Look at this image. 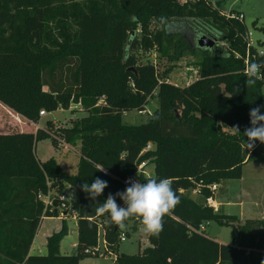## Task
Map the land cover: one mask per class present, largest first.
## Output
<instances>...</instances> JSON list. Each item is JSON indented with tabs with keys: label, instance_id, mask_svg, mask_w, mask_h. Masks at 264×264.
I'll list each match as a JSON object with an SVG mask.
<instances>
[{
	"label": "trees",
	"instance_id": "obj_1",
	"mask_svg": "<svg viewBox=\"0 0 264 264\" xmlns=\"http://www.w3.org/2000/svg\"><path fill=\"white\" fill-rule=\"evenodd\" d=\"M191 33L194 41L206 35L229 45L217 43L209 51L194 44ZM248 43L244 19L223 14L219 3L208 0H0V106L28 126L39 122L41 111L87 112L72 128H61L69 144L80 146L75 174L55 159L40 163L36 157L39 140L57 141L52 127L0 132V264H81L85 254H97L100 224L106 251L116 255L114 264H264L263 220L237 223L231 244L197 231L204 222L239 221L204 199L215 198L211 186L240 179L249 161L264 163V144L257 141L249 150L243 135L250 108L264 105V79L244 85ZM154 47L159 58L172 63L197 58L199 75L186 86L161 80L156 66L137 55ZM260 49L264 41L250 48V62L264 63ZM151 99L157 109L147 122H122L124 112L143 110ZM234 125L241 133L233 132ZM149 143L153 147L142 153ZM143 161L154 164L151 176L137 175ZM131 176L141 183L170 178L180 197L164 217L163 231L148 236L150 246L137 255L118 254L124 231L107 215L95 214L97 203L123 191V180ZM97 177L109 186L92 200L81 185ZM66 186L73 190L62 227L47 238L46 254H32L43 219L60 217L58 197ZM195 188L200 201L190 195ZM51 192L52 205L46 206L40 196ZM73 212L77 254L65 255L61 241ZM128 222L140 226L136 218Z\"/></svg>",
	"mask_w": 264,
	"mask_h": 264
},
{
	"label": "rangeland",
	"instance_id": "obj_2",
	"mask_svg": "<svg viewBox=\"0 0 264 264\" xmlns=\"http://www.w3.org/2000/svg\"><path fill=\"white\" fill-rule=\"evenodd\" d=\"M213 4H218L221 12L228 15L232 10L238 12L244 17V24L248 30V36L255 46H259L264 41V0H208ZM189 34V33H188ZM194 41V36L191 33ZM225 49L228 43L225 40L217 41ZM137 55L142 62L150 63L156 66L159 78L178 85L186 86L189 82L196 79L194 71L197 58L193 56L184 57L177 62H170L168 58H159L155 47L150 49H140ZM170 67L172 70L167 72ZM167 73V74H166ZM166 77V78H164ZM150 105H156V99L150 100ZM149 113L141 114L138 110H131L123 113L122 122L128 125H138L149 120ZM87 115L86 111L63 109L59 107L56 111L46 113L41 116L36 125L28 126L23 118L19 117L13 111L0 106V132L13 133L17 131H30L38 128H51L57 137L54 142L52 138H44L36 143L35 154L40 163L55 159L62 169L68 174H75L78 169L80 158L79 143L69 144L65 139L61 128H72L83 117ZM146 175L151 176L154 173V164L150 163L145 167ZM67 193L72 192L70 186H66ZM215 200L217 205L214 207L221 214L237 215L239 221L233 225H220L215 221H209L206 224L208 236L224 244H231L237 234V223L244 224L248 219L264 221V163L249 161L243 167V175L240 179L226 180L219 184L216 190ZM190 195L200 201L197 195L191 191ZM54 197V192L49 194V198ZM67 224L69 229H77L75 220L68 217ZM62 227L61 217H46L40 224L34 243L32 245V254H46L47 238L54 232H58ZM141 225L134 228L132 222L126 223L122 229L127 231V240L119 242L116 246L118 254L137 255L144 248L150 246L148 235H145L140 229ZM126 233V232H125ZM103 230L99 231V251L104 253ZM77 233H68L61 241L60 251L65 255L77 254ZM115 255H88L85 254L81 264H114Z\"/></svg>",
	"mask_w": 264,
	"mask_h": 264
},
{
	"label": "clouds",
	"instance_id": "obj_3",
	"mask_svg": "<svg viewBox=\"0 0 264 264\" xmlns=\"http://www.w3.org/2000/svg\"><path fill=\"white\" fill-rule=\"evenodd\" d=\"M262 68L264 63L256 61L245 65L246 87H251L257 80L264 79ZM261 108H264V105L250 108V126L243 131V135L247 138L246 148L249 150L255 147L257 141L264 144V112ZM231 129L236 134L241 133L239 125H234ZM98 171L107 174L104 167H98ZM126 183L128 186L123 191L115 195L109 193L102 203H97L95 214L107 215L110 222L119 229H124L125 222L130 218H136L142 226L140 230L145 235L158 237L163 231L164 217L170 215L180 203V197L172 187L173 181L170 178L150 177L142 183L131 178ZM108 186L106 180L97 177L91 184L83 183L81 189L90 199L96 200L103 195ZM117 197L123 201V206L117 203Z\"/></svg>",
	"mask_w": 264,
	"mask_h": 264
},
{
	"label": "built area",
	"instance_id": "obj_4",
	"mask_svg": "<svg viewBox=\"0 0 264 264\" xmlns=\"http://www.w3.org/2000/svg\"><path fill=\"white\" fill-rule=\"evenodd\" d=\"M228 16H230V17H234V18L237 17V18L240 19V20H243V19H244V17H243L242 14H240V15H236V14L230 15V14H228ZM254 46H255V45H254L253 41L249 38L248 50H247L246 57H245V65H246L247 63L250 62V59H249V57H250V48H251V47H254ZM259 53L262 54V53H264V51H263L262 49H260V50H259ZM194 74H195L196 76L199 75V71H198V69H196V70L194 71ZM139 113H141V114H144V113H149V114H151V112H150V110H149V107H146L145 109L140 110ZM40 115H41V116H44V115H46V113H45L44 111H41V112H40ZM152 147H153L152 144L149 143V144L143 149V152H142V153L148 151V150L151 149ZM147 164H148L147 161H143V162H141V163L138 165V168H137V175L140 174V173L146 175L145 167L147 166ZM146 176H149V175H146ZM130 178H131L132 180H137V181L140 182V180L138 179L137 176H131V177L126 178L125 180H123V184H124L125 188L128 186V184H127L126 182H127ZM210 189H211L212 191L216 192V190L218 189V186H217V185H213V186L210 187ZM191 191H192V193H193L194 195H197V196H198V195H201L200 188H195V189H193V190H191ZM40 197H42V198L44 199V202H45L46 206H50V205H52L53 197H52L51 199L49 198V195L46 196V197H43V196H40ZM71 199H72V195H71V193H70V194L67 193V191H64L62 194L59 195L58 200H59L60 203H59V206H58V211H59V215H60V217H63V216L66 214V212L70 210V202H71ZM117 203L120 204L121 206H123V201L120 200V201H118ZM204 204L209 205V206H211V207H213V208L217 205L215 198H214V197H211V196H210V197H206V198L204 199ZM53 210H54L53 208L50 209V211H53ZM71 215H72V216H71L72 218H76V215H75L74 212L71 213ZM206 225H207L206 222L200 224L199 227H198V229H197V231H199V232L206 231ZM100 228L102 229V225H101V224L99 225V231H100ZM102 230H103V229H102ZM126 240H127V234H126L125 232H122V233H121V236H120V241L123 242V241H126ZM103 241H104V240H103ZM103 243H104V246H105V242H103ZM104 250H105L104 253H100V251H99V246H98V249H97V254H98V255H97V254H96V255L99 256V255H112V254H113V253H111V252H107V251H106V246H105ZM91 253H92V252H91ZM92 254L95 255V252H93ZM114 255H115V254H114ZM115 260H116V255H115L114 262H115Z\"/></svg>",
	"mask_w": 264,
	"mask_h": 264
},
{
	"label": "water",
	"instance_id": "obj_5",
	"mask_svg": "<svg viewBox=\"0 0 264 264\" xmlns=\"http://www.w3.org/2000/svg\"><path fill=\"white\" fill-rule=\"evenodd\" d=\"M196 45L200 48L206 49V50H213L215 47H217L216 40L210 38L209 36L202 35L196 38ZM129 71L136 73V69L134 67L129 68ZM157 109L156 106L150 105L149 110L151 114Z\"/></svg>",
	"mask_w": 264,
	"mask_h": 264
},
{
	"label": "crops",
	"instance_id": "obj_6",
	"mask_svg": "<svg viewBox=\"0 0 264 264\" xmlns=\"http://www.w3.org/2000/svg\"><path fill=\"white\" fill-rule=\"evenodd\" d=\"M45 116V115H44ZM74 220H75V222H76V225H77V219L76 218H73ZM66 222H67V220H66ZM68 225V224H67ZM69 227V226H68ZM69 232L70 233H73V232H76L77 233V235H78V232H77V229H69ZM35 240V239H34ZM34 243V242H33ZM221 243V242H220ZM74 246H76V244H74ZM104 248H105V246H104ZM31 249H32V247H31Z\"/></svg>",
	"mask_w": 264,
	"mask_h": 264
}]
</instances>
